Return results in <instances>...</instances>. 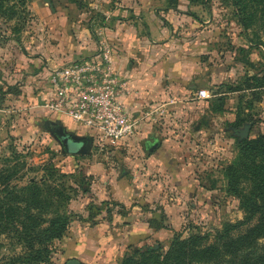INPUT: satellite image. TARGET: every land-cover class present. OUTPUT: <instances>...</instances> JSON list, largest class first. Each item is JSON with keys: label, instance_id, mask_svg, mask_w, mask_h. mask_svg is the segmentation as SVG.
I'll use <instances>...</instances> for the list:
<instances>
[{"label": "rangeland", "instance_id": "rangeland-1", "mask_svg": "<svg viewBox=\"0 0 264 264\" xmlns=\"http://www.w3.org/2000/svg\"><path fill=\"white\" fill-rule=\"evenodd\" d=\"M23 1L17 12L9 9L16 0L0 9V203L46 180L53 190L42 187L39 195L49 205L42 228L55 213L69 222L38 262L27 263L34 252L24 238L0 234V264H120L134 249L135 261L146 248L164 254L177 235L211 242L228 224L234 237L255 224L240 223L237 191L248 193L254 183L248 160L235 167L243 139L264 134V86L256 88L255 79L264 74L259 17L242 24L233 0H51L54 12L45 0ZM132 7L156 10L162 26L187 45L191 79L140 104L123 141L92 139L89 154L65 153L43 125L51 115L42 106L48 76L70 61L78 43L98 53L106 12L116 18ZM199 88L209 96L197 98ZM22 199L9 201L14 213L26 205Z\"/></svg>", "mask_w": 264, "mask_h": 264}, {"label": "trees", "instance_id": "trees-1", "mask_svg": "<svg viewBox=\"0 0 264 264\" xmlns=\"http://www.w3.org/2000/svg\"><path fill=\"white\" fill-rule=\"evenodd\" d=\"M5 2L9 4L10 0H0V9L4 7ZM16 2L18 5H9L12 12H17L15 8L24 4L23 0ZM233 2L238 7L237 12L242 24H248L255 17H259L264 32V0H233ZM255 79L257 84H260L256 88H263L264 74L262 78ZM60 117L69 120L64 116ZM244 160H248L247 165L254 183L248 193L237 191L242 198L245 212L244 221L240 223L256 219L255 224L245 233L235 237L230 235L234 226L228 224L216 233L211 242L205 241L206 235H190L188 238L177 235L164 254L152 255L150 253L154 250L146 248L141 253L142 259L135 261L134 255L138 249H134L125 254L120 264H264V134L254 139H243L235 170ZM42 187H46L45 191L52 194V185L46 180L31 182L18 189V193H21L24 199L21 198L22 196L8 197L5 202L0 203V234L13 232L19 238L25 239L28 249L34 252L26 256L27 263L46 259L52 250L54 240L63 236L69 222L66 215L55 213L56 219H52L49 226L42 228L40 215L49 206L46 199L40 201ZM63 194L62 191L56 193L57 196ZM20 198L26 205L24 208L16 207V209L20 208L21 212L14 213L15 207L10 205L9 201L16 202L21 200ZM68 199V196L64 198V200ZM34 210L36 212H33ZM23 215L25 218L21 219L20 216ZM150 258L153 260H149Z\"/></svg>", "mask_w": 264, "mask_h": 264}, {"label": "crops", "instance_id": "crops-1", "mask_svg": "<svg viewBox=\"0 0 264 264\" xmlns=\"http://www.w3.org/2000/svg\"><path fill=\"white\" fill-rule=\"evenodd\" d=\"M131 12L132 15H128ZM117 14L115 18L110 16L109 11L106 12L101 32L111 48L116 68L128 79V93L120 100L132 115H136L140 104L155 99L163 91L174 93L178 90L174 83L191 79L193 69L187 45L178 43L162 26L156 10L132 7L121 12L119 10ZM89 47L78 43L76 51L67 58L87 57L91 55ZM64 121L78 134L86 133L74 122Z\"/></svg>", "mask_w": 264, "mask_h": 264}, {"label": "built area", "instance_id": "built-area-1", "mask_svg": "<svg viewBox=\"0 0 264 264\" xmlns=\"http://www.w3.org/2000/svg\"><path fill=\"white\" fill-rule=\"evenodd\" d=\"M47 83L42 106L84 128L93 140L119 142L133 133L138 119L120 100L128 93V79L116 68L104 40L98 53L53 68ZM196 96L206 98L208 90L199 88Z\"/></svg>", "mask_w": 264, "mask_h": 264}, {"label": "water", "instance_id": "water-1", "mask_svg": "<svg viewBox=\"0 0 264 264\" xmlns=\"http://www.w3.org/2000/svg\"><path fill=\"white\" fill-rule=\"evenodd\" d=\"M52 8V10L54 9L52 7V1L51 0H45ZM52 123L56 126L57 130L59 132H61V134L63 135V139H60L58 137V133L54 132L53 129L50 130L51 135L57 140V142L60 144L61 149L63 152L65 153H70V154H89L91 147H92V137L88 134H84V135H78V133H76L73 130L68 131L66 129V126H64L62 123H58V122H54L52 121ZM248 129L249 127L246 126L245 129L242 131V136H247L248 134ZM158 145V142L153 143L152 145H150L148 147L149 151H152L156 146ZM66 264H84L82 262H80L77 259H70L67 261Z\"/></svg>", "mask_w": 264, "mask_h": 264}, {"label": "flooded vegetation", "instance_id": "flooded-vegetation-1", "mask_svg": "<svg viewBox=\"0 0 264 264\" xmlns=\"http://www.w3.org/2000/svg\"><path fill=\"white\" fill-rule=\"evenodd\" d=\"M52 121H54V122H58V123H62L64 126H66V129L68 130V131H70V130H73V131H75L74 129H72L71 128V126H69L67 123H66V121H64L60 116H56V115H50V119H47L44 123H43V125H44V127L47 129V130H52L53 129V131L56 133H58L57 135H58V137L60 138V139H63V135L61 134V132H59L58 130H57V128H56V126L52 123ZM51 132V131H50Z\"/></svg>", "mask_w": 264, "mask_h": 264}]
</instances>
